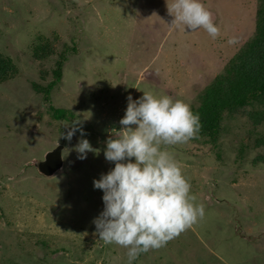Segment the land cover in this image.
<instances>
[{
  "label": "rangeland",
  "instance_id": "1",
  "mask_svg": "<svg viewBox=\"0 0 264 264\" xmlns=\"http://www.w3.org/2000/svg\"><path fill=\"white\" fill-rule=\"evenodd\" d=\"M202 2L220 27L215 39L170 27L167 0H0V56L15 69L0 82V264H127L128 249L99 240L92 223L104 208L93 181L114 167L103 152L127 97L153 91L199 106L255 34L261 0ZM41 43L54 51L44 60ZM63 54L47 103L41 89ZM263 108L225 116L216 144L196 136L168 146L205 215L134 264H264V125L249 117ZM77 114L99 150L84 160L74 150L80 133L61 137ZM58 146L63 167L46 177L38 164Z\"/></svg>",
  "mask_w": 264,
  "mask_h": 264
},
{
  "label": "clouds",
  "instance_id": "2",
  "mask_svg": "<svg viewBox=\"0 0 264 264\" xmlns=\"http://www.w3.org/2000/svg\"><path fill=\"white\" fill-rule=\"evenodd\" d=\"M170 27L195 32L205 30L213 39L220 35L212 12L202 0H172ZM228 40L229 45L237 43ZM133 99L127 97L121 128L106 141L105 159L114 164L107 174L93 181L102 190L103 211L93 224L99 240L116 244L127 251V264H134L140 254L159 249L191 227L205 215V207L197 202L192 186L184 176L182 165L168 146L183 144L201 131L199 113L190 103L153 91H142ZM61 137L80 139L74 150L81 160L88 153L99 154L90 141L77 114L63 125Z\"/></svg>",
  "mask_w": 264,
  "mask_h": 264
},
{
  "label": "trees",
  "instance_id": "3",
  "mask_svg": "<svg viewBox=\"0 0 264 264\" xmlns=\"http://www.w3.org/2000/svg\"><path fill=\"white\" fill-rule=\"evenodd\" d=\"M255 28L254 37L228 62L225 73L216 77L200 96V105L192 107L201 117L202 128L197 136L206 137L213 144L219 140L225 116L255 105L264 107V0L256 13ZM50 46L49 43L36 46L35 57L44 60L53 55ZM64 56L61 55L56 63L54 80L41 89L47 103L52 89L63 77ZM13 72V62L0 56V82ZM50 110L56 119L67 115V112L53 107ZM249 117L256 126L264 125V108L259 112L251 111Z\"/></svg>",
  "mask_w": 264,
  "mask_h": 264
},
{
  "label": "water",
  "instance_id": "4",
  "mask_svg": "<svg viewBox=\"0 0 264 264\" xmlns=\"http://www.w3.org/2000/svg\"><path fill=\"white\" fill-rule=\"evenodd\" d=\"M63 149V146L56 147L46 155L44 161L38 164V169L41 174L46 177H51L62 169L64 164Z\"/></svg>",
  "mask_w": 264,
  "mask_h": 264
}]
</instances>
